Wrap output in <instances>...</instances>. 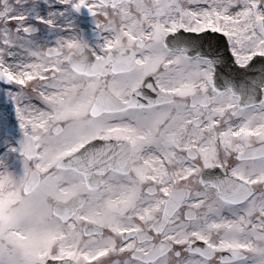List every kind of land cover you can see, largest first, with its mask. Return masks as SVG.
I'll return each instance as SVG.
<instances>
[{
  "label": "snow or ice",
  "instance_id": "snow-or-ice-1",
  "mask_svg": "<svg viewBox=\"0 0 264 264\" xmlns=\"http://www.w3.org/2000/svg\"><path fill=\"white\" fill-rule=\"evenodd\" d=\"M0 85V264H264V0H0Z\"/></svg>",
  "mask_w": 264,
  "mask_h": 264
},
{
  "label": "clouds",
  "instance_id": "clouds-1",
  "mask_svg": "<svg viewBox=\"0 0 264 264\" xmlns=\"http://www.w3.org/2000/svg\"><path fill=\"white\" fill-rule=\"evenodd\" d=\"M8 215L4 214L3 216H0V223H7L8 222Z\"/></svg>",
  "mask_w": 264,
  "mask_h": 264
},
{
  "label": "rangeland",
  "instance_id": "rangeland-1",
  "mask_svg": "<svg viewBox=\"0 0 264 264\" xmlns=\"http://www.w3.org/2000/svg\"><path fill=\"white\" fill-rule=\"evenodd\" d=\"M1 89V88H0ZM6 97H5V101H6ZM16 168H17V170L19 169V164L17 163V165H16Z\"/></svg>",
  "mask_w": 264,
  "mask_h": 264
}]
</instances>
